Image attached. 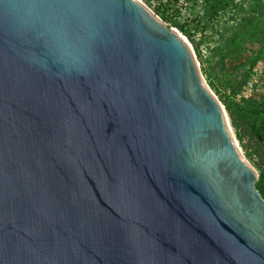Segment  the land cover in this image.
<instances>
[{
    "label": "water",
    "instance_id": "1",
    "mask_svg": "<svg viewBox=\"0 0 264 264\" xmlns=\"http://www.w3.org/2000/svg\"><path fill=\"white\" fill-rule=\"evenodd\" d=\"M257 178L139 0H0V264H264Z\"/></svg>",
    "mask_w": 264,
    "mask_h": 264
},
{
    "label": "rangeland",
    "instance_id": "2",
    "mask_svg": "<svg viewBox=\"0 0 264 264\" xmlns=\"http://www.w3.org/2000/svg\"><path fill=\"white\" fill-rule=\"evenodd\" d=\"M139 1L150 8L153 12L154 8L160 2H166V0ZM235 2L237 4L243 2V8L246 9L248 8V4L251 0H235ZM170 12L173 16H175L183 28L188 30L189 35L186 36L178 28L172 26L169 22H165L169 27L176 29L194 51L200 69L201 67L209 69L212 66H216L218 72L220 73L222 66L216 65L219 56L218 54L214 55V52H218L220 50L225 52L231 48L230 43L233 41H235L236 44V35L232 37V33L236 32V30L242 31L238 38L242 47L239 57L241 60H244L249 54V49L256 51L260 49L264 43V14L261 17L255 14L252 18L251 11L245 12L235 9L233 6H229L228 9L220 13L215 20L208 22L201 17L199 13V6H193L191 2L185 3L181 1L172 4ZM244 15L250 17L253 20V23L244 22ZM236 24H238V27H236ZM239 24L242 25L239 27ZM241 35L242 38H240ZM222 45L224 46L222 47ZM195 46H198L200 53L196 54ZM259 61H264V56L257 58L253 67H255ZM234 64H236V58ZM227 67L228 64L226 63L224 69L221 71L222 74L230 73V71L227 70ZM222 74L220 75L222 76ZM256 79L257 81L254 83L251 90H245V88L242 87L237 92L232 94L229 87L222 86L218 81L217 88L211 90L216 95L226 112L232 134L241 155L258 172L257 164H259V153L262 149L260 142L251 137L250 134L245 133L242 129L236 131V129L232 126L229 115L226 111V109H228L227 105L236 109V107L248 105L247 102L250 99H256L259 96L264 95V68L263 72L256 75Z\"/></svg>",
    "mask_w": 264,
    "mask_h": 264
},
{
    "label": "trees",
    "instance_id": "3",
    "mask_svg": "<svg viewBox=\"0 0 264 264\" xmlns=\"http://www.w3.org/2000/svg\"><path fill=\"white\" fill-rule=\"evenodd\" d=\"M181 1L185 3L191 2L193 6H199V13L201 17L210 22L215 20L220 13L228 9L229 6H233L235 9L245 12L251 11L252 18L255 14L261 17L264 14V0H251L248 4V8L244 9L243 2L237 4L235 0H166L165 3L160 2L155 8L154 12L166 22H169L172 26L178 28L186 36L189 35L188 30H185L179 21L170 12L172 4ZM244 22L253 23V20L247 15H244ZM242 24H239V27ZM238 27V24H236ZM242 31L232 33V37L236 35L235 41L230 43L231 48L222 52H214L218 54V62L216 65L222 66L221 71L224 69L225 64H228L227 70L230 73L218 72L216 66L211 68L201 67V71L206 78V81L211 89L217 88V81L225 87L230 88V92L234 94L240 88L246 85L248 81L253 65L257 58L263 57L264 43L258 50L249 49V54L244 60L239 59L240 50L242 49L238 38ZM242 38V35L241 37ZM224 45H222L223 47ZM195 52L200 53L198 46H195ZM236 56V57H235ZM236 58V64H234ZM222 74V76L220 75ZM221 76V78H220ZM246 106H239L234 109L227 105L226 111L229 115L230 122L236 131L243 130L245 133L250 134L251 137L257 139L261 144V152L259 153V164H257L258 178L255 183L256 188L264 198V95L258 98H252L247 102ZM251 107V108H250Z\"/></svg>",
    "mask_w": 264,
    "mask_h": 264
},
{
    "label": "built area",
    "instance_id": "4",
    "mask_svg": "<svg viewBox=\"0 0 264 264\" xmlns=\"http://www.w3.org/2000/svg\"><path fill=\"white\" fill-rule=\"evenodd\" d=\"M264 68V61H259L255 67L252 68L250 78L246 82V85L244 86L245 90H251L254 86V83L257 81L256 75L258 73L263 72Z\"/></svg>",
    "mask_w": 264,
    "mask_h": 264
}]
</instances>
